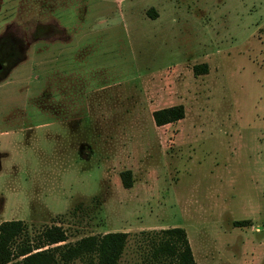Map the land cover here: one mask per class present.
I'll list each match as a JSON object with an SVG mask.
<instances>
[{
  "label": "rangeland",
  "instance_id": "rangeland-1",
  "mask_svg": "<svg viewBox=\"0 0 264 264\" xmlns=\"http://www.w3.org/2000/svg\"><path fill=\"white\" fill-rule=\"evenodd\" d=\"M7 220L128 232L119 264L172 227L196 264H264V0H0Z\"/></svg>",
  "mask_w": 264,
  "mask_h": 264
},
{
  "label": "trees",
  "instance_id": "trees-1",
  "mask_svg": "<svg viewBox=\"0 0 264 264\" xmlns=\"http://www.w3.org/2000/svg\"><path fill=\"white\" fill-rule=\"evenodd\" d=\"M153 116L156 124L162 126L184 118L185 108L183 105L161 108ZM122 181L127 188L133 186L130 171L123 173ZM249 222L239 220L235 225ZM151 235L148 257L142 264H196L183 227L162 229ZM128 236V232H108L68 242L66 231L54 225L32 239L24 221L7 220L0 224V264H69L76 259L84 264H119Z\"/></svg>",
  "mask_w": 264,
  "mask_h": 264
}]
</instances>
